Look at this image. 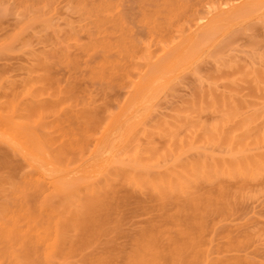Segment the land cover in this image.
<instances>
[{"label": "rangeland", "instance_id": "374dc122", "mask_svg": "<svg viewBox=\"0 0 264 264\" xmlns=\"http://www.w3.org/2000/svg\"><path fill=\"white\" fill-rule=\"evenodd\" d=\"M256 1L196 40L0 17V264H264Z\"/></svg>", "mask_w": 264, "mask_h": 264}, {"label": "bare ground", "instance_id": "6f19581e", "mask_svg": "<svg viewBox=\"0 0 264 264\" xmlns=\"http://www.w3.org/2000/svg\"><path fill=\"white\" fill-rule=\"evenodd\" d=\"M53 1L55 2V0H0V17L11 13L16 19L21 13L38 12L43 19H57V21L62 19V22L71 24L70 29H63L68 30L66 31L68 35L86 38L128 39L129 37L132 39L141 37L140 35L160 33L162 37L164 35L167 38L187 37L190 40H196L208 36L212 27H216L217 24L228 25L227 23L232 24V21L236 19L240 20L249 4L255 3L254 0H60L56 4ZM58 10H60L59 13ZM57 15H62L61 19ZM73 22L78 25H74ZM171 24H176V27ZM186 26L189 28L186 29ZM65 31L61 30V33L59 31L57 33L66 36ZM160 34L156 36H161ZM175 251L173 255L178 253ZM192 251L189 252L192 253L190 256L196 258L194 256L196 252L193 254ZM3 252L5 254V251ZM0 253L2 256L1 251ZM154 253L157 252L154 251ZM154 253L151 260L139 258L130 264H157L160 255H154ZM166 254H164L165 257ZM178 256L174 258L171 254V258L170 256L167 258L169 257L168 259L172 261L166 260L170 264H178L180 263L178 259L182 258ZM187 257L190 262L191 259L188 255ZM156 260H158L157 263Z\"/></svg>", "mask_w": 264, "mask_h": 264}]
</instances>
